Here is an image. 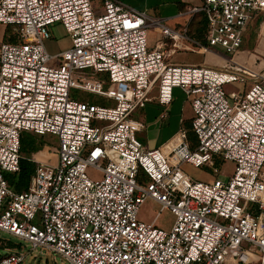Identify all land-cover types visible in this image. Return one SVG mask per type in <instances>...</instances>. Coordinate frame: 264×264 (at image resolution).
Listing matches in <instances>:
<instances>
[{"label":"built area","instance_id":"1","mask_svg":"<svg viewBox=\"0 0 264 264\" xmlns=\"http://www.w3.org/2000/svg\"><path fill=\"white\" fill-rule=\"evenodd\" d=\"M103 4L0 0V24L19 27L18 41L0 37V233L25 242L0 264H21L39 248L68 264H264V69L228 58L220 67L169 62L165 41L151 44L148 29L176 46L190 41L186 32L122 1ZM262 11L264 0H202L185 14L205 17L208 49L234 52ZM56 23L71 46L51 54L45 41ZM55 58L61 65L49 66ZM83 69L103 75L74 76ZM158 83L161 105L176 87L191 101L195 147L184 124L164 147L138 137L145 125L134 114ZM72 87L117 104L78 100ZM23 132L60 143L54 162L32 154L28 189L15 191L5 174L21 168ZM227 160L235 164L227 180L199 181L182 169L219 172ZM149 198L174 213L171 230L156 225L160 212L150 223L140 218Z\"/></svg>","mask_w":264,"mask_h":264},{"label":"rangeland","instance_id":"2","mask_svg":"<svg viewBox=\"0 0 264 264\" xmlns=\"http://www.w3.org/2000/svg\"><path fill=\"white\" fill-rule=\"evenodd\" d=\"M104 0H93V3L97 5L96 11H101L104 8ZM132 1V0H130ZM178 0H133L135 5H144L147 13L151 17H171L174 12L175 4ZM195 1V0H192ZM186 16V15H185ZM176 20H180V23H176ZM174 21H167V24L180 31L186 32V35L190 38V41H182L180 46H176L173 39L164 38L163 33L159 29H155L154 26H150L148 29L149 40L151 44H155L158 40L165 41L164 50L167 52V59L169 62L177 64H191V65H206L212 66L207 62L210 58L209 53L204 50V47L208 49L207 41L205 38L204 27L201 24V16L193 15L192 17H181ZM176 23V24H175ZM5 31V26L0 24V37H2ZM52 37L45 41L46 47L51 54L61 52L71 46V36L67 32L66 28L61 23H56L50 26ZM211 49L219 56L233 59L244 65L263 70L264 65V11L260 12L254 21V24L249 25L247 32L245 33V39L243 45L234 52H226L222 46H210ZM216 56V55H215ZM259 63L256 64V60ZM63 62L62 58H55L48 62L49 66L59 67ZM103 74L95 73L91 69L76 70L74 76H86V77H100ZM159 83L155 86V94L159 92ZM154 92V91H152ZM71 94L78 100H86L98 105L104 106H116V101L106 96L92 93L80 88H71ZM158 95V94H157ZM152 96V94H151ZM141 110V109H140ZM140 110L136 111L135 117L139 118ZM184 118H192L194 111L191 105V101L187 98L184 108ZM185 125V124H184ZM33 134V133H32ZM37 135V134H36ZM151 137L154 139V132L151 129ZM138 137L145 142L142 133H138ZM151 139V146H154V140ZM37 143L39 151L36 153V158L41 159L46 156L50 158L52 162L55 161L56 155L53 152L52 147L59 146V137L53 133H46L37 135ZM197 142H195V145ZM51 148V149H50ZM31 154V153H29ZM33 154V153H32ZM219 172H215L214 166L209 167L206 165L196 166L192 163L185 162L182 164V169L187 172L194 179L199 181H213L217 178L227 180L234 171L235 164L232 161H225L224 163L217 162ZM264 173V167L262 169ZM87 174L92 178L101 177V172L93 167H89ZM161 204L155 202L153 199H147L141 206L140 218L146 222H152L158 212L160 215L156 221V225L166 231L171 230L174 221L176 219L174 213L170 209L161 210ZM3 238L10 239L14 243L25 242L21 241L18 237L6 232L0 233ZM29 248V247H28ZM5 254L4 249H0V255ZM21 264H68V262L59 254L50 252H43L40 248L30 253L27 258ZM242 264V263H236Z\"/></svg>","mask_w":264,"mask_h":264},{"label":"crops","instance_id":"3","mask_svg":"<svg viewBox=\"0 0 264 264\" xmlns=\"http://www.w3.org/2000/svg\"><path fill=\"white\" fill-rule=\"evenodd\" d=\"M119 1H122L137 10H146L144 5H135L133 0ZM201 2L202 0H178L175 4L174 12L171 14V17H164L161 19H163L166 24L167 21H174L181 17H186L187 19L188 15L185 14L186 10L192 6L201 4ZM176 21V23H178V21L180 22V20ZM206 51L209 53V56H211L207 59V62L212 65L211 67H220L226 60V57L219 56L211 49H207ZM154 89V92H152V99L147 102L145 108L140 110L139 118L137 117L145 125L142 131V136L145 143L150 148L164 147L176 136L181 125L191 119V117L187 119L183 117V110L185 108V103L187 102V96L181 88L176 87L173 89V100L168 106H163L157 101L156 98L158 93L155 94ZM151 129L155 134L154 139L151 137ZM151 139L154 140V146L150 145ZM42 160L46 161L47 158H43Z\"/></svg>","mask_w":264,"mask_h":264},{"label":"trees","instance_id":"4","mask_svg":"<svg viewBox=\"0 0 264 264\" xmlns=\"http://www.w3.org/2000/svg\"><path fill=\"white\" fill-rule=\"evenodd\" d=\"M201 16V24L204 27V32L206 33V19L202 14H196ZM19 27L15 25H8L4 31V39L9 42L18 41V32ZM259 63V60H256V64ZM264 68V65L262 66ZM192 118L185 122V126L188 128V138L191 142L192 147H195L196 136L192 130ZM21 151L24 154L21 158V168L17 172H8L5 174V177L9 183L10 188L15 191H24L28 189L32 175L35 173L36 162L31 160L32 153L39 151L37 143V135L30 132H23L21 139ZM31 153V154H29ZM17 243L12 242L10 239H2L0 243V249L6 251L8 249L14 248ZM0 255V259L5 255Z\"/></svg>","mask_w":264,"mask_h":264},{"label":"bare ground","instance_id":"5","mask_svg":"<svg viewBox=\"0 0 264 264\" xmlns=\"http://www.w3.org/2000/svg\"><path fill=\"white\" fill-rule=\"evenodd\" d=\"M158 29V28H157Z\"/></svg>","mask_w":264,"mask_h":264}]
</instances>
